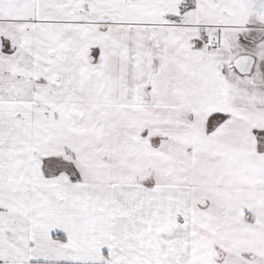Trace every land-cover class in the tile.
<instances>
[{"label": "snow or ice", "instance_id": "snow-or-ice-1", "mask_svg": "<svg viewBox=\"0 0 264 264\" xmlns=\"http://www.w3.org/2000/svg\"><path fill=\"white\" fill-rule=\"evenodd\" d=\"M0 264H264V0H0Z\"/></svg>", "mask_w": 264, "mask_h": 264}]
</instances>
